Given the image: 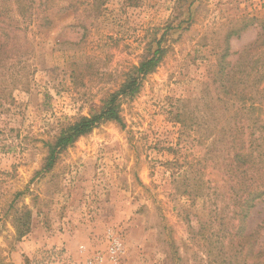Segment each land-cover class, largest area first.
<instances>
[{
  "label": "rangeland",
  "instance_id": "rangeland-1",
  "mask_svg": "<svg viewBox=\"0 0 264 264\" xmlns=\"http://www.w3.org/2000/svg\"><path fill=\"white\" fill-rule=\"evenodd\" d=\"M37 4L51 23L32 33L34 71L0 98V264H85L106 248L110 228L126 242L121 264H227L212 236L215 201L177 189V171L199 167L206 134L190 129L192 140L178 145L185 134L177 115L203 119L225 42L232 67L262 34L264 0ZM158 41L162 62L134 97L122 98L124 125L100 124L46 169L48 143L100 111ZM27 211L30 231L20 237ZM245 235L264 249V199Z\"/></svg>",
  "mask_w": 264,
  "mask_h": 264
},
{
  "label": "trees",
  "instance_id": "trees-1",
  "mask_svg": "<svg viewBox=\"0 0 264 264\" xmlns=\"http://www.w3.org/2000/svg\"><path fill=\"white\" fill-rule=\"evenodd\" d=\"M4 1L9 6L0 5V98L12 91L10 86L25 83L26 75L34 67L31 63L34 28L51 23L38 0ZM230 49L227 40L212 81L216 88L208 95L203 119L192 123L178 112L185 134L178 145L192 140L187 133L190 129L196 133L198 127L205 128L206 134L200 138L204 148L198 156L199 167L178 170L183 182L178 183L177 189L182 192L184 188L183 192L192 197L210 196L215 201L212 221L217 224V231L212 236L221 240V253L227 264H264V249L258 246V237L245 235L250 211L264 199V24L260 37L239 53L237 64L232 67L227 60ZM163 50L158 41L157 48L143 58L100 111L78 118L54 143H48L46 169L53 168L60 151L100 124L115 121L124 125L122 98L134 97L140 91L143 80L162 62ZM172 164L182 166L179 160ZM210 171L219 179H212ZM29 218L27 211L26 220L18 227L20 237L30 231Z\"/></svg>",
  "mask_w": 264,
  "mask_h": 264
},
{
  "label": "built area",
  "instance_id": "built-area-1",
  "mask_svg": "<svg viewBox=\"0 0 264 264\" xmlns=\"http://www.w3.org/2000/svg\"><path fill=\"white\" fill-rule=\"evenodd\" d=\"M107 246L104 250L93 253L86 261V264H121L126 252V242L123 235L115 230L108 229L106 232Z\"/></svg>",
  "mask_w": 264,
  "mask_h": 264
},
{
  "label": "crops",
  "instance_id": "crops-1",
  "mask_svg": "<svg viewBox=\"0 0 264 264\" xmlns=\"http://www.w3.org/2000/svg\"><path fill=\"white\" fill-rule=\"evenodd\" d=\"M85 246H86V245H84V247H82V248H84L83 251H84L85 249H87ZM106 246H107V244H106ZM85 264H86V263H85Z\"/></svg>",
  "mask_w": 264,
  "mask_h": 264
}]
</instances>
